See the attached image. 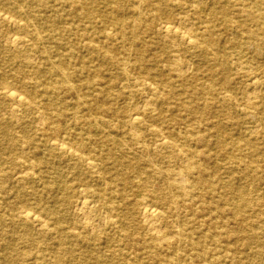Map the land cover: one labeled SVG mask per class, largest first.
<instances>
[{
	"label": "bare ground",
	"instance_id": "1",
	"mask_svg": "<svg viewBox=\"0 0 264 264\" xmlns=\"http://www.w3.org/2000/svg\"><path fill=\"white\" fill-rule=\"evenodd\" d=\"M2 25L0 264L264 255V0H0Z\"/></svg>",
	"mask_w": 264,
	"mask_h": 264
},
{
	"label": "rangeland",
	"instance_id": "2",
	"mask_svg": "<svg viewBox=\"0 0 264 264\" xmlns=\"http://www.w3.org/2000/svg\"><path fill=\"white\" fill-rule=\"evenodd\" d=\"M176 12H177V10H176ZM15 32H17V31L14 30L13 27L11 28V26H9V25L8 26L2 25L0 27V55L2 57H3V55L5 53H8V52H6V49H5L6 48V45L3 43L5 37L11 36ZM81 53H82L83 57H88V51L86 49H84V48L81 49ZM2 57H0V58L2 59ZM136 89H138V88H136ZM249 90H250V88H249ZM263 93H264V90H263ZM249 96H251V97L253 96V94H251L250 91H249ZM239 98L240 99L242 98L241 95L239 96ZM242 102H244V101H242ZM142 103H143V99L139 98L138 100L135 101L134 105L133 104L132 105L135 106L136 108H138V107L141 108V106L143 105ZM4 105H7L8 106V103L6 101L0 100V107H3V109L5 108L4 110L3 109L0 110V119H6V120L9 119L10 121H15L14 117L12 115H10V112L5 111L6 110V107ZM234 116L238 120L239 119H242V114L238 110H234ZM18 125H20V124H18ZM15 131H17V132H19V131L20 132L27 131V133L30 132L32 134V132L33 133L34 132L35 133L38 132V126L36 124L26 125L22 129H20L19 126H17L16 129H14L13 132H15ZM253 134H257V131L254 132ZM11 143H18V142H16L14 140V141H11ZM178 167H179V165H173L172 166V168H178ZM69 180L71 181L72 178H69ZM156 187L158 189H164V186L161 183H159V182L156 183ZM255 187H256V184L255 183H249V191L250 192H252L255 189ZM116 231H117L116 227L108 226V228H104V227L103 228H100V229L99 228H96L95 231L91 232V235L92 236L102 237V243H101L100 246H101V249H105V248L108 247V245H111L112 246V245L115 244V241L114 240L106 243L105 238H107L110 235L113 236L114 234H116ZM144 234H145V232H144ZM48 240H49V243L50 244L56 241L53 238L48 239ZM262 242H264V238H262ZM21 246H23V245H21ZM263 246H264V244H263ZM251 248H253V251L249 255V261H247L248 262L247 264H264V255L256 254V251L257 250H255V247L254 246L251 247Z\"/></svg>",
	"mask_w": 264,
	"mask_h": 264
}]
</instances>
